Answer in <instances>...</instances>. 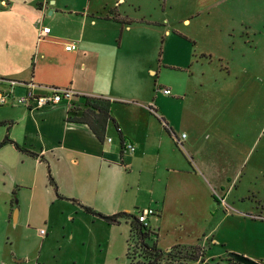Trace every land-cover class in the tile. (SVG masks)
Here are the masks:
<instances>
[{"label": "crops", "instance_id": "obj_1", "mask_svg": "<svg viewBox=\"0 0 264 264\" xmlns=\"http://www.w3.org/2000/svg\"><path fill=\"white\" fill-rule=\"evenodd\" d=\"M182 1L163 0L172 7ZM192 2L186 13L175 18L189 24L195 16L207 15L205 47L199 56L191 51L184 64L167 66L180 68L196 62L203 66L207 81L214 80L215 75L207 73L211 69L224 70V77L234 74L235 66L247 70L246 64L264 72V0ZM116 3L0 0V91L11 89L21 95L33 84L34 92L40 94L53 87L70 88L77 94L70 104L29 109L13 102L0 108L4 122L0 125V142L4 141L0 146V222L22 236L21 249H13L16 256L23 257L24 264H100L101 256L112 263L125 259L127 264L128 222L106 220L83 206L104 216L135 214L141 195L146 194L148 206L160 221L195 214L201 208L221 213L218 226H198L184 235L181 226H174L171 235L156 232L160 249L175 244L202 247V260L188 264H238L229 260L227 252L264 264V200H249L246 210L229 214L222 199L212 194L216 186L222 192L225 182L241 176L244 147L260 128L254 100L245 104L252 111L217 121L214 113L200 117L184 112L175 127L172 117L162 113L153 99L138 97L139 73L136 79L128 54L121 49L132 17ZM47 16L53 19V27ZM43 26H49L50 32L39 39ZM164 33L172 35L168 29ZM69 43L76 48L65 49ZM222 79L227 86L240 85L242 95L247 88L259 89L257 78L243 83L237 78ZM81 95L110 102L114 122L108 120L102 138L87 123L71 118V109L82 105ZM152 102L156 113L149 109ZM120 105L124 112L118 115ZM198 117L203 122L194 123ZM182 125L187 132L179 133ZM128 143L134 145L133 151L126 149ZM179 145L186 146L185 151ZM253 174L251 169L243 177Z\"/></svg>", "mask_w": 264, "mask_h": 264}, {"label": "rangeland", "instance_id": "obj_2", "mask_svg": "<svg viewBox=\"0 0 264 264\" xmlns=\"http://www.w3.org/2000/svg\"><path fill=\"white\" fill-rule=\"evenodd\" d=\"M95 1L90 0L91 5ZM115 1H118L122 11H126L127 15L132 17L131 30H126L129 33H125L121 38V49L128 54L136 79L138 78L136 73H139L138 97L141 100L153 99L156 106L161 107L160 111L162 113L165 111L172 117L175 127L180 124L178 119L182 117L184 112H195L200 117L214 113L216 115L211 117L217 121L219 118H230L236 112L246 113L248 108L245 104L254 100V104L257 106H255V111H257L256 116H259L260 128L244 147L245 159L240 165L241 176L234 180L231 178L229 182H225L223 193L216 186V188L214 187L215 192H212V194L215 199L217 198L220 201L222 199L224 208L227 209L226 211L229 214L237 213L236 209L239 208L246 210L250 204L249 200L253 202L257 199L264 200V114L262 113L264 109V72L251 70L249 67L251 65L246 64L247 70H243L240 65L235 66V70L233 69L234 74L231 72L230 77H224L226 74L224 70L220 72L217 69H211L207 73L210 72L215 77L214 80L207 81L202 75L204 73L203 66L196 62L191 65L186 64V66L180 68L167 66V63L173 62L184 64L185 62H182V60L185 57L187 59L191 58V51H195V54L198 53L199 56V51L206 44L204 33L207 29L204 26L207 15L201 13L195 16L189 24L175 18L183 12L186 13L187 6L193 4L192 0H184L173 7L167 3L165 4L163 0ZM109 2L113 3L114 0H109ZM46 19L49 25L53 27V19L48 16ZM150 20H156L159 24L151 23ZM165 29H168L172 35L165 37ZM184 35H190L192 38H186L187 36ZM115 39L116 44H118V35ZM189 62H192V60ZM222 78H227V80H229L228 78H237L242 80V83L257 78L259 89L255 88V92H253L254 88H247L246 95H242L243 88L240 85L227 86ZM152 82L153 84L156 83L153 87ZM159 85L169 87L171 93L169 95L163 93L159 89ZM2 107L4 105L0 106V108ZM121 108L123 107L120 105L117 111L118 115L124 112ZM250 111L252 110L248 112ZM200 117L193 122H203ZM198 127H201V125ZM181 132H187L185 125L179 127V133ZM253 141H255L254 145H252ZM185 147L180 146L183 151H185ZM251 169L254 170L253 176L243 177V173H247ZM146 197V194L140 197V210L149 207ZM233 202L237 205L233 206ZM1 206L2 200L0 199ZM139 209L136 210V213ZM195 212V214L177 215L176 218L168 217L163 221H160L156 217L157 215L152 214L147 218V222L156 232L163 235L167 232L171 235V229H174V226H181L183 235L185 230L189 229L190 232L191 230L193 232V229L198 226H218L217 222L220 220L221 213L214 214V211L203 208ZM158 226L161 228L159 229ZM21 246L22 236L17 233L14 234L13 231L0 222V262L24 264L23 257L16 256V252L13 250L14 248L20 250ZM98 258L100 264H126L125 259H118L112 263L103 256Z\"/></svg>", "mask_w": 264, "mask_h": 264}, {"label": "trees", "instance_id": "obj_3", "mask_svg": "<svg viewBox=\"0 0 264 264\" xmlns=\"http://www.w3.org/2000/svg\"><path fill=\"white\" fill-rule=\"evenodd\" d=\"M81 100V107L72 108L71 118L74 121L87 123L92 131L102 138L108 120L114 122L111 116L109 100L81 95L78 96ZM149 109H151L149 107ZM156 113V110L151 111ZM0 121V125L3 124ZM166 128V123H165ZM118 129V126H117ZM171 132V129L168 128ZM177 140L176 137H174ZM4 141L0 142V146ZM31 155L37 156L36 153L29 151ZM50 183L55 186L54 179L50 176ZM83 208L94 215L105 217L103 214L95 211L91 207L83 206ZM120 219H125L129 224V234L127 238L126 259L127 264H187L192 261H200L203 257V248L197 245L175 244L168 249H160L157 246V233L152 229L148 222L144 224L140 222L137 216L133 213L118 212L110 215L112 222H119ZM231 262H234L229 258ZM241 264L239 262H235Z\"/></svg>", "mask_w": 264, "mask_h": 264}, {"label": "built area", "instance_id": "obj_4", "mask_svg": "<svg viewBox=\"0 0 264 264\" xmlns=\"http://www.w3.org/2000/svg\"><path fill=\"white\" fill-rule=\"evenodd\" d=\"M50 32L49 26H43L38 31V38L41 39L45 35H47ZM76 48V45L74 43H69L65 45V49L67 50H73ZM159 89L162 90L165 94H170V88H164L159 87ZM77 97V94L70 88L65 87H53L51 90H49L47 93H36L33 90V84H28L26 92L21 95H14L13 91L10 90H2L0 91V106L2 105H9L13 102L23 105L29 109H39L43 108L45 106H53L62 102H67L70 104L75 98ZM149 107L151 108V111H154V105L153 103L149 104ZM185 134H182L181 137H184ZM108 141L111 140L110 137L107 138ZM177 142L180 143V141L177 139ZM126 149L129 151L134 150V145L131 143L126 144ZM155 211L153 208L146 207L145 209H139L136 213V216L140 222H143L144 224H147V218L149 215L154 214ZM44 230L41 229V233H43Z\"/></svg>", "mask_w": 264, "mask_h": 264}, {"label": "water", "instance_id": "obj_5", "mask_svg": "<svg viewBox=\"0 0 264 264\" xmlns=\"http://www.w3.org/2000/svg\"><path fill=\"white\" fill-rule=\"evenodd\" d=\"M104 218L106 220H110V216H105ZM227 257L232 259L234 262H239L241 264H261L254 259H251L236 252H227ZM212 264H223V262H213Z\"/></svg>", "mask_w": 264, "mask_h": 264}]
</instances>
